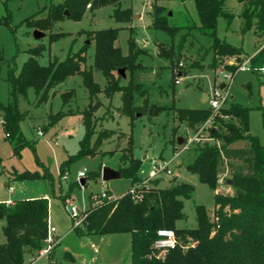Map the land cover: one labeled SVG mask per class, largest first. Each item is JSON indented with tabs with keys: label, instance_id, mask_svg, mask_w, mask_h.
<instances>
[{
	"label": "trees",
	"instance_id": "trees-1",
	"mask_svg": "<svg viewBox=\"0 0 264 264\" xmlns=\"http://www.w3.org/2000/svg\"><path fill=\"white\" fill-rule=\"evenodd\" d=\"M121 1L123 0H61L56 5L43 7L23 23L34 31L48 33L46 36L48 43L51 44L67 36L65 33L51 34L54 23L64 19L79 21L87 10L94 11L104 6H112L113 18L118 22L128 23L131 12L130 9L120 8ZM171 1L173 0H153L149 11L151 19L149 27L164 32L172 40L171 44L167 45L159 43L157 55L169 60L173 68L179 63L185 38L191 37V33L197 31L211 39L208 49L213 54L212 69H218V64L224 60L234 62L231 66L227 64L223 67L232 78L243 62L244 52L242 47L231 45L217 37L219 20H223L228 28L234 19L225 7L226 0H189L193 4L195 15L185 24L170 23L169 10L162 3ZM178 1L184 10L187 9L184 4L186 0ZM237 2L242 5L239 15L241 35L252 30L257 38H261L264 34V0ZM1 24L9 26V15L8 20L3 19ZM180 31L185 33L180 35L174 44L173 40ZM118 34L119 29L80 32L78 35H85L86 42L78 52L72 53L75 44V41H72L64 60H53L46 66L39 65L37 59L45 51V47L37 46L27 51L29 58L18 73H15V68H8L6 83L11 102L7 105L0 103V117L6 139L10 143L15 141L14 154L18 156L22 148L31 146L23 141L19 130V123L26 115L18 108V97L25 99L28 91L32 90L37 98L36 106H41L47 102L51 89L62 84L68 77L79 75L90 99L86 108L76 113L81 116L84 134L79 142L77 154L69 157L60 166L59 178L69 163L83 156L93 158L99 153L105 138L116 135V146L120 147L122 143L127 142V147L121 150L120 166L117 171L121 179L130 182V188L116 198L94 201L90 195L88 197L90 207L84 212L86 216L82 228H75L73 231L79 237L130 234V264H264V145L249 133L250 109L231 103L218 110L208 107L200 110L178 109L173 112L174 121L177 123L173 133L177 132L180 126H185L196 134L201 126L208 123L210 125L208 139L214 141L194 145L192 157L187 164V171L196 175L201 184L215 192L212 219L209 218L204 206L196 205L194 208L196 227L193 229L176 228V222L184 219L183 203L192 198L193 186L177 183L162 189L157 187V180L140 184L138 171L141 163L133 156L130 136L124 133L103 131V134L97 136L90 145L94 134V116L102 107L99 101L92 103L91 99L99 94L110 100L114 94L120 93L123 108L129 110L132 108L133 97L138 96L143 99V105L134 108L133 112L139 114L147 112L148 118L157 117L166 110L158 106L148 107L144 99L146 90L132 80L133 73L143 69L139 59L143 51L137 48L130 36L127 40V54L122 55L120 49L115 46ZM91 42L94 43L93 68L100 72L105 80L103 89L94 81L92 70L83 68L86 51ZM247 61L250 70L256 76H264L261 71L264 70V41L254 55L248 56ZM120 70L129 73L126 85L120 83L125 79L118 74ZM72 93V90L65 91L61 95L63 101ZM70 114L58 112L49 115L47 126H52L61 117ZM241 141H247L248 146L232 147ZM222 170L230 172L227 181L230 182L231 195L216 192ZM46 175L44 174L43 178L47 177ZM40 178L38 173L26 171L18 173L13 180ZM73 187L74 185L70 184L69 192ZM105 191L109 193L108 190ZM69 192L62 200L69 196ZM0 214L5 220L2 233L6 238V242L0 245V264H25V257L40 251L47 238L48 200L33 198L0 204ZM163 229L174 232L176 246L164 257L159 258L154 250V243L157 232ZM54 239L55 246L48 254L49 264L55 263L58 237ZM64 257L72 260L68 253H65Z\"/></svg>",
	"mask_w": 264,
	"mask_h": 264
},
{
	"label": "rangeland",
	"instance_id": "rangeland-1",
	"mask_svg": "<svg viewBox=\"0 0 264 264\" xmlns=\"http://www.w3.org/2000/svg\"><path fill=\"white\" fill-rule=\"evenodd\" d=\"M61 0H0V103L7 105L11 102L8 86L6 83L7 70L15 68L18 73L26 60L29 58L28 50L37 46H44L45 51L38 57L39 65L46 66L49 62L62 61L68 54L72 41L75 44L72 53L78 52L86 42L85 35L80 32L102 31L119 29L118 39L115 43L122 55L127 54V40L132 36L137 48L143 51L139 58L143 66L142 70L133 73L132 80L140 84L146 90L144 99L148 107L158 106L165 108L159 116L148 118L147 112L136 113L134 108L142 107L143 99L134 96L131 109L123 108L121 94L116 93L108 100L103 94H99L91 102L99 101L102 107L94 116L93 136L90 145L103 131H115L124 133L131 138L132 153L134 158L139 159L141 165L138 171L140 184L147 181V176L153 168L155 161H168L169 169L173 176L157 179V187L165 189L172 184L186 183L194 187V193L190 200L184 201V219L176 222V228L196 227V205L206 208L210 219L213 217L214 191L201 184L196 175L187 171V164L192 157L194 145L209 140L208 130L210 125L205 123L192 133L185 126H180L177 132L173 129L177 126L173 112L178 109L200 110L208 108V102L203 103V95L212 96L219 91L220 96L225 97L224 106L231 103L239 104L250 109L249 133L258 138L259 143L264 145V76H256L251 70L238 71L230 78V73L225 71V65H232L231 60H224L218 64L219 68H211L213 59L212 52L208 49L211 39L194 31L191 37L185 38L183 49L179 55V63L170 66L169 60L157 55V45L171 44V38L162 31L152 30L149 26L151 19L149 11L153 0H123L120 8L130 9L131 19L128 23H121L113 18L112 6H104L94 11L87 10L79 21L64 19L53 24L50 33L67 36L60 40L48 43V33L44 37L35 40L33 29L23 23L32 17L43 7L56 5ZM171 12V24H185L194 17L195 10L191 1L184 2L187 9H183L180 1L163 2ZM225 7L234 16L233 22L227 28L223 20H219L217 37L227 43L242 47L243 62L249 66L247 58L258 50L264 41V34L257 38L253 31L241 35L239 28L241 19L239 15L242 5L237 0H226ZM9 26L1 24L3 19L8 20ZM6 17V18H5ZM185 32L180 31L174 38L177 43L179 36ZM94 43L91 42L86 51L83 68L91 69L93 79L101 89L105 86L102 74L93 68ZM237 66V64L235 65ZM177 74V75H176ZM117 76V73L114 72ZM125 79L120 82L126 85L129 73L124 72ZM179 83L176 84L175 82ZM224 85L223 89L220 86ZM72 90L73 93L63 101L62 94ZM32 90H29L25 99L18 97V108L25 113L26 117L19 123V130L24 142L31 144L21 149L20 155L13 152L14 142L6 139L3 125L0 123V204L6 201L33 199L37 197L48 198L49 224L56 230L60 245L55 248L54 264H124L129 260L130 235H109L105 237H79L73 231L71 207H76L83 214L89 207L88 197H95L103 190H108V197H120L130 188V182L125 179L103 182L101 171L103 167H110L117 171L120 166L121 150L127 147V142L120 147L116 146V135L105 138L99 149V153L93 158L83 156L67 165L65 172L59 178L60 166L71 156L77 154L79 142L83 137L84 129L81 124L79 113L86 108L90 99L87 91L83 88L81 77L74 75L68 77L62 84L51 89L48 93L47 102L36 106ZM132 110V111H131ZM109 111V112H108ZM71 113L57 120L52 126L48 125V116L56 113ZM107 113V114H106ZM1 119V117H0ZM42 135L39 136L37 131ZM182 143L178 145L177 140ZM15 140V139H14ZM248 146L247 141L237 142L234 148ZM108 153V154H107ZM38 173L40 179L14 181L18 173ZM83 172L85 177L79 178ZM47 174L45 178L43 175ZM9 177V179H7ZM230 172L222 170L219 185L216 190L222 195H231L229 181ZM86 182L85 186L80 181ZM155 180H150V182ZM8 182V183H7ZM5 183L8 186H5ZM70 184L74 187L69 192ZM67 196L64 200L62 197ZM5 220L0 219V245L6 242L2 233ZM45 245L32 256L37 258L32 264H49L48 255H41ZM68 252L74 259L72 263L64 260V253ZM126 256V257H125ZM25 263L29 258L25 257Z\"/></svg>",
	"mask_w": 264,
	"mask_h": 264
},
{
	"label": "built area",
	"instance_id": "built-area-1",
	"mask_svg": "<svg viewBox=\"0 0 264 264\" xmlns=\"http://www.w3.org/2000/svg\"><path fill=\"white\" fill-rule=\"evenodd\" d=\"M250 70V66H246L245 64H242L238 67V71L242 70ZM264 74V70H261ZM176 84L179 82L176 81ZM208 105L213 110H218L221 107L224 106L225 103V97L220 96L219 91H215L212 96H208ZM0 123L3 124L2 119H0ZM204 127V126H202ZM201 127V128H202ZM37 134L39 136L42 135V132L40 130L37 131ZM169 162L168 161H155L153 162V168L149 175L147 176V181H144V183L149 182L150 180H157L163 177H170L173 176V172L169 169ZM79 178H84L85 175L83 172H80L78 174ZM133 193V191H131ZM111 197H108L105 190L101 191V193L96 194L95 197L92 196V199L96 201L97 199H110ZM69 214L71 215V220L73 224V229L75 228H82L84 219H85V213L81 214V212L78 211L76 207H71ZM55 229L51 226H48V235L47 238L44 241L45 249H43L40 254L41 255H48L49 252L53 249L55 246V239H54ZM176 246V238L175 234L172 230H159L157 232V239L154 243V250L158 253L157 257L162 258L164 255L174 249Z\"/></svg>",
	"mask_w": 264,
	"mask_h": 264
},
{
	"label": "water",
	"instance_id": "water-1",
	"mask_svg": "<svg viewBox=\"0 0 264 264\" xmlns=\"http://www.w3.org/2000/svg\"><path fill=\"white\" fill-rule=\"evenodd\" d=\"M65 14L67 15V12H65ZM168 16L169 17L171 16V12L168 13ZM33 37L35 40H39V39H42L44 37V34L39 32V31H34ZM118 74H120L122 76V78H125L124 70L118 71ZM223 88H224V85L220 86V89H223ZM207 101H208V95H203L202 102L206 103ZM177 143H178V145H180L182 143V140L178 139ZM117 179H120V175H119L118 171L113 170L109 167H103V169L101 171V180L103 182H109V181L117 180ZM84 183H85V181H83V180L80 181L81 186H84ZM228 183L230 185V182H228ZM0 219H2L1 214H0Z\"/></svg>",
	"mask_w": 264,
	"mask_h": 264
},
{
	"label": "crops",
	"instance_id": "crops-1",
	"mask_svg": "<svg viewBox=\"0 0 264 264\" xmlns=\"http://www.w3.org/2000/svg\"><path fill=\"white\" fill-rule=\"evenodd\" d=\"M256 53V52H255ZM110 168V167H109ZM111 169H113V168H111ZM113 170H115V169H113ZM7 179H9V177H7ZM117 180H119V179H117ZM112 181H116V180H112ZM8 183V182H7ZM7 183H5V186H8V184ZM37 198H41V197H37ZM43 198V197H42ZM44 199H47L48 200V198L46 197V198H44ZM13 202V201H12ZM12 202H9V201H6L5 202V204H10V203H12ZM3 219V218H2ZM48 221H49V219H48ZM49 226H50V224H49ZM51 227H53V226H51ZM54 228V227H53ZM55 229V228H54ZM125 234H127V233H125ZM125 234H113V235H125ZM55 235H56V230H55ZM130 235V234H129ZM105 236H109V235H105ZM105 236H100L101 238L102 237H105ZM86 237H95V236H86ZM59 239V238H58ZM60 245V243H59V240H58V246ZM129 246H130V241H129ZM129 251H130V248H129ZM66 253H68V252H66ZM65 254V253H64ZM69 254V253H68ZM70 255V254H69ZM71 256V255H70ZM27 257L29 258V263L30 264H32L33 263V261H35L37 258H34L33 256H29V255H27ZM126 257V256H125ZM63 258H64V260H67L68 262H70V263H72L73 261H74V259H73V257L71 256V258H72V260H68L67 258H65L64 257V255H63ZM129 260H125V262H124V264H130V252H129V258H128ZM49 263V262H48ZM26 264V263H25Z\"/></svg>",
	"mask_w": 264,
	"mask_h": 264
}]
</instances>
